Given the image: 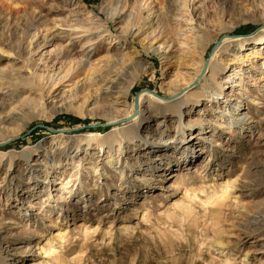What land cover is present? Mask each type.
<instances>
[{
  "label": "rangeland",
  "instance_id": "rangeland-1",
  "mask_svg": "<svg viewBox=\"0 0 264 264\" xmlns=\"http://www.w3.org/2000/svg\"><path fill=\"white\" fill-rule=\"evenodd\" d=\"M112 1L0 0L1 91L21 97L44 94L48 72L64 62L63 57L55 58L59 47H71V55L82 58L84 67L92 65L105 53V39L117 34L135 6L129 0L125 12L108 21L105 10ZM211 1L208 5L194 1L190 9L191 24L204 30L205 40L180 68L173 59L161 61L145 52L139 44L142 37L128 38L123 47L109 46L112 53L137 54L147 68L137 79L127 75L117 86L114 92H129L119 96L116 112L98 109L82 117L76 108L81 103L78 93L72 107L67 99L52 110L29 115L24 110L11 126L16 132L0 135V152L13 161L9 172L0 165V264L5 257L11 264H264V229L248 222V217L262 213L264 205L262 131L245 150L224 130H214V110L200 98L198 105L182 106L184 133H177L176 114L147 110L154 119L143 123L142 133L149 131L170 145L134 147L125 137L139 124L135 101L140 94L168 101L177 90L186 92L184 102L193 93L185 87L193 80L191 70L201 56L206 66L226 38L230 44L243 40L258 44L256 35L264 29V0ZM214 10L223 11L224 26ZM91 17L103 28L95 44L84 49L97 34L82 32ZM76 24L83 27L77 35L70 32ZM78 35L86 36L78 42ZM69 38L75 40L72 46ZM215 59L229 64L230 70L242 71L234 80H243L244 90L232 94L246 105V113L262 119V107L246 98L257 92L248 77L255 72L229 52L219 51ZM179 80L173 88L166 87ZM68 85L65 81L57 87L58 99ZM20 101L11 98L8 104ZM147 105L142 103L141 110ZM28 116L31 120L21 129V119ZM198 121H204L203 136L217 145L194 140L191 153L183 147L171 155L172 142L198 133ZM107 134L121 140V153L116 145L113 151L100 146ZM43 148L49 149L50 157L44 156ZM109 154L119 162L116 169L107 165ZM30 181L33 184L28 185Z\"/></svg>",
  "mask_w": 264,
  "mask_h": 264
},
{
  "label": "bare ground",
  "instance_id": "bare-ground-1",
  "mask_svg": "<svg viewBox=\"0 0 264 264\" xmlns=\"http://www.w3.org/2000/svg\"><path fill=\"white\" fill-rule=\"evenodd\" d=\"M194 1L198 3L200 0H134L135 6L127 14L124 26L118 29L116 35H109L108 38L105 39L107 45L105 53L103 56L96 59L88 68L84 67L82 58L78 59L74 55H71V47H59L55 58L60 59L63 57L64 62H62L61 66L56 71L48 72L47 83L44 85L43 89V93L45 92L44 94L41 93L32 97L30 95L21 97V94L3 92L0 89V135L5 136L16 132H12L11 129L13 128H11V126L14 121L21 116L24 110H26L27 115L35 111L39 113L43 110H52L56 103L67 99L69 100L66 103L67 106L72 107L75 102V98L73 97L79 95L78 93L81 95L79 96L81 103L76 108L80 116L84 117L85 113L91 115L98 109H103V112L106 114L116 112L119 96L126 97V94L129 92L126 90L123 93L114 92L117 86L121 85L127 75H130L135 80L139 77L137 74L146 73L147 69L146 65L142 63L137 54L126 55L121 52L118 53L117 51L112 53L113 51L110 50L111 47L109 46L112 44L122 45L123 47L124 43H126L130 37H142L139 44L145 52L159 57L161 61L173 59L177 68L182 67L191 53H194L197 48H202V43L205 40L204 30L195 24H191L192 10L190 9L195 5ZM203 1L206 5L212 2L211 0ZM128 6L129 0H113L112 4L105 10L106 13L108 12L107 20L115 21L118 16L125 12ZM214 11L220 26H224L225 17L222 13L223 11ZM144 14H146V17L142 18L141 16H144ZM100 22L99 20L94 21L93 17H91L89 21L84 24V28L86 29L82 31L84 34H88L90 33L89 31L92 30L97 33L94 34L93 40L85 43L87 46L84 45V49L90 48L95 44L96 39L100 37L98 32L103 28ZM70 29L71 33L77 35V30L83 29V27L80 28L79 24H76L75 26H71ZM85 36L86 35H78V42H81V38ZM256 39L258 44L253 45H248L244 40L230 44L228 43V38L224 39L206 66H204L202 60L203 56H201L197 67L191 70L193 80L187 82L185 87L187 90L192 89L193 93L187 95L184 102H182V97L186 95V92H178L177 90L172 91L175 94H173L171 100L168 101H160L151 94H140L137 101L134 100L137 109L135 118L138 119L139 124L125 134V137H127L126 140L131 142L134 147L145 146L147 149L154 144H161L162 147L165 144L170 145L171 143L168 141H163L161 138L157 139L151 136L149 131L142 133L143 123L152 122L154 119L147 110L151 108L155 110V112H160L161 114H176L179 121L177 133H184L182 106L190 104L198 105L200 103V98L206 99L210 105L209 108L214 110L216 115L215 120H213L214 130H224L227 135L242 143L245 150L255 143V136L258 132L262 131V137H264V29L256 35ZM69 43L72 46L75 40L69 38ZM122 49L123 48L120 50ZM219 51L231 53L240 65L248 66L250 71L255 72V74H251L248 77L251 79V86L257 89V94H247L246 98H248L249 103L256 108L262 107V119L255 120L256 118L246 113V105L238 96L232 94L235 89L236 94H238L239 90L243 88V80L239 82L234 80L236 76L240 75L239 73L242 75V71L240 72V69H236L237 71L234 69L230 70V65H223L221 59L216 61L215 57ZM258 58L262 60V63H258ZM239 68H241V66H239ZM65 81L69 85L61 89L62 96L58 99L60 95L59 85ZM179 82H181V80L169 82L166 87L168 89L173 88L174 85H178ZM128 85H130V83H128ZM225 85L227 86L225 87ZM30 94H32V92H30ZM258 95H260L261 98L257 97ZM11 98H21V101L19 104L11 106V104H8ZM191 99H195V101H191ZM145 101L148 103L147 109L141 110L142 103ZM134 110L133 107L132 113ZM53 112L57 113L56 111ZM129 115H131V113ZM28 120H31L29 116L21 119L20 122L23 124L21 129L28 124ZM203 125L204 121L195 122V126H197L196 130H198L196 135L188 139L183 137L177 143L172 142L174 147L172 148L171 155H173L177 149H182L183 147L186 148V152L191 153V146L194 145V140H199L198 142L202 144L207 142L217 145L213 138L208 139L203 136L205 134ZM107 136L108 138H106ZM114 145L119 147L117 153H121L123 147L118 137L114 135L111 136L110 134L102 137L100 146H107L113 151ZM167 145H165V147ZM200 150L201 149L197 151ZM169 151L170 150H167L166 154H169ZM41 152L45 157L51 156V152L47 148H43ZM228 152H233V149H229ZM114 153L116 154V152ZM111 155L109 154L107 156V159L109 158L107 165L115 168L119 162ZM171 155H167L166 157H171ZM254 157L250 156L249 158L252 159ZM1 164H3L9 172L13 165L12 158L10 156L8 157L4 152H0V165ZM120 176L123 177L122 172H120ZM30 184L33 183L30 181L28 185ZM253 215V218L248 217V222L252 225H260L264 229V205L262 204V213H255ZM1 264L11 263H9L7 257H5L1 258Z\"/></svg>",
  "mask_w": 264,
  "mask_h": 264
},
{
  "label": "water",
  "instance_id": "water-1",
  "mask_svg": "<svg viewBox=\"0 0 264 264\" xmlns=\"http://www.w3.org/2000/svg\"><path fill=\"white\" fill-rule=\"evenodd\" d=\"M135 100H136V98H135Z\"/></svg>",
  "mask_w": 264,
  "mask_h": 264
}]
</instances>
